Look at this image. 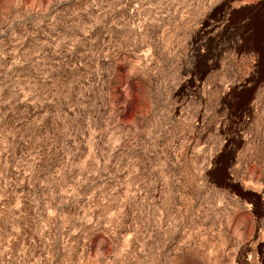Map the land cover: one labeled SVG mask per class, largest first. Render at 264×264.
<instances>
[{
    "label": "rangeland",
    "instance_id": "obj_1",
    "mask_svg": "<svg viewBox=\"0 0 264 264\" xmlns=\"http://www.w3.org/2000/svg\"><path fill=\"white\" fill-rule=\"evenodd\" d=\"M0 264H264V0H0Z\"/></svg>",
    "mask_w": 264,
    "mask_h": 264
}]
</instances>
